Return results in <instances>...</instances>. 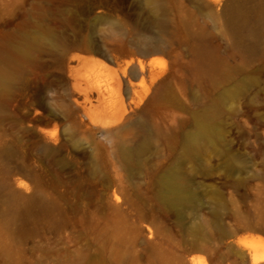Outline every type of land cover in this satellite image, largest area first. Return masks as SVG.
Masks as SVG:
<instances>
[{
  "label": "rangeland",
  "instance_id": "rangeland-1",
  "mask_svg": "<svg viewBox=\"0 0 264 264\" xmlns=\"http://www.w3.org/2000/svg\"><path fill=\"white\" fill-rule=\"evenodd\" d=\"M225 1L0 0V264L264 252V0Z\"/></svg>",
  "mask_w": 264,
  "mask_h": 264
},
{
  "label": "bare ground",
  "instance_id": "bare-ground-1",
  "mask_svg": "<svg viewBox=\"0 0 264 264\" xmlns=\"http://www.w3.org/2000/svg\"><path fill=\"white\" fill-rule=\"evenodd\" d=\"M143 5L148 9L152 17L157 16L159 9L157 8V6H155L153 0H143ZM222 12L228 17V19L232 22V24L235 26L236 29L242 27L244 15H242L238 11V9L233 5V3L230 0L225 1L224 6L222 8ZM245 46L249 50L253 49L252 44L250 43L246 44ZM14 55L17 56L18 52L17 54L16 52H14ZM196 55L198 57L199 62H201L202 64L208 67L214 66V61L211 57L210 51L205 45L203 44L198 45V47L196 48ZM136 66L138 70L142 69V64L137 63ZM160 86L161 84L158 83L156 85V88L158 87L157 89H159ZM208 134H209V130L203 124L198 123L194 127V129L186 135L185 137L186 146L188 148L192 147L193 145L197 144L201 139L205 138ZM166 182H167L169 189L172 190L173 202L181 201L184 198V193H185L183 186L180 183L176 182L175 179L171 175L167 177ZM249 255H250L251 264H264V252H259L254 249L249 252ZM194 263H191V264H194ZM197 263L206 264L201 259H198Z\"/></svg>",
  "mask_w": 264,
  "mask_h": 264
}]
</instances>
